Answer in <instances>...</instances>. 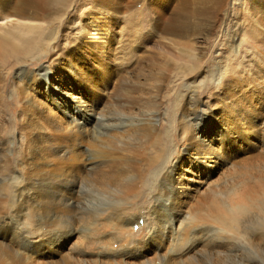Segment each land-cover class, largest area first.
<instances>
[{
	"label": "bare ground",
	"instance_id": "obj_1",
	"mask_svg": "<svg viewBox=\"0 0 264 264\" xmlns=\"http://www.w3.org/2000/svg\"><path fill=\"white\" fill-rule=\"evenodd\" d=\"M49 1L0 0L1 32L4 34L8 32L4 36L11 34L13 40L15 38H13L12 32L15 30L19 33L17 43L10 42L12 53L27 50L28 46H32V41H36L35 30L38 21L45 16ZM135 1L137 0H89L91 6L95 8L94 10L104 16L116 14L122 7H127L128 4ZM144 1L150 5L152 12L148 24L150 35L158 39L169 40L172 44L179 42V44L185 45L194 40L200 16L213 8V16L211 15V19L203 27L204 35L211 33L215 24L220 20V13L224 12L223 5L226 2V0ZM20 29H24L22 30L25 31L24 34L30 33V35L20 37L23 36ZM36 45L39 46V41L36 42ZM74 68L76 67H72V72ZM51 69L41 68L40 71L44 79L43 82L46 84L43 91L49 93L53 104L57 106L54 114H52V107H45L44 104L37 101L35 96L30 93L31 91L21 89V87L18 91L22 102L34 101L37 106L44 109L45 114L41 113L45 127L39 128L42 125L40 124L39 127L37 126L38 128L34 127V129H31L33 126L27 125L31 130H28L27 127H25L27 130L23 128L21 143H19L23 153L18 155L20 159L17 163L21 165V175L16 170L10 169L12 163L8 161L6 153V155L4 154L6 158L0 165V197L4 198L6 194L8 195V186L12 185L13 187L10 193L9 212L0 218L1 230H5L7 225L8 229L13 227L9 241L3 237V240L7 242H0V264L3 262V256L10 257L15 261L25 260L26 262L30 258H26L27 254L20 252L22 251L20 249L29 250L33 243H37L39 247H49L50 253L53 255L59 250L63 241H72V239L73 242L68 247V251L62 253L64 255L62 259H59L60 262L56 263L55 259L56 262L53 261L55 264H97L95 261L101 264H221L227 258L237 255L236 249L241 245L248 248H264V196L262 199L255 200V195H253L259 187L264 188V180H262L264 174L248 171L237 172L239 173L236 174L237 179L233 180L231 188L224 197L221 196L223 189L217 183L209 182L212 186H207L208 193L212 192L214 196L208 199L209 203L204 210V216L198 218L196 215L192 216L185 212L184 206L187 204V199L191 197V188L196 192L199 191L191 186L190 183L194 180L192 177L199 179L200 174L210 173V170L217 167L222 170L218 174L222 175L228 168L231 170L233 167H237L231 164L233 156L247 151V149H243L242 144L238 143L239 136L229 131L227 126H224L227 132L217 133L216 137L199 136L198 128L203 123H199V119L203 121V118L206 117L202 112L205 110L204 102L195 100L194 96L190 95L188 105L183 104L178 110L180 126L176 131L178 133L177 147L173 151L169 150L167 154L165 153L163 159H160V167L150 173L152 177L149 181L145 180V184L143 183L144 188L151 187L148 193L151 198L148 201L144 198L141 199L139 202L146 201V203L142 204L143 207L138 206L137 209L141 214L142 208L146 207L151 212V221L139 228L141 230L139 231V229L135 230L133 226L137 224L138 220L136 221L135 215L131 213L133 210H129L127 207L129 206L127 204L128 193L135 185V178L131 174V170L128 168L95 170L94 162L85 165L86 168L83 166L88 169L89 173L82 176L83 168L81 170V166L78 164L79 162L84 164L86 158L82 156V150L78 147L80 141L88 136L91 139H100L98 143L105 145L110 150L120 149L127 142L140 141L151 133L150 126L156 120L157 113H149L145 117L127 116L119 113L100 115L93 108L94 102L99 101L98 98L93 99L91 103L88 100L85 101L84 97L86 96L82 85L75 83L68 76L61 75L60 77L58 75V83H54L57 90L53 89L49 92L48 85L49 83L53 84L49 81V76L52 73L48 74ZM86 74L88 75V73ZM80 75L85 77L84 74ZM25 76L28 75L25 74ZM64 80H69L70 84L65 85ZM95 80L91 78L88 81L90 84H94ZM28 86L34 93L36 87H31L29 83ZM64 95H68L76 104L75 110L70 109L68 102L64 100ZM50 110L52 113H49ZM85 113L94 115V117L88 118ZM97 114L98 116L95 117ZM50 123L54 124L53 132L51 129L46 130ZM128 125L129 128L124 130ZM119 127L123 128L122 133H116L119 131H117ZM245 141L248 140L245 139ZM8 148L9 146L0 144L2 152L3 150L7 152L10 149ZM87 166L89 167L87 168ZM224 167L226 169H223ZM242 167L247 166L242 165ZM94 170H100L98 178L97 175L93 176ZM154 175H157L156 181L153 178ZM11 176L12 181L9 183L12 184L6 185V180ZM203 180L200 182L207 183L206 178ZM90 190H94L96 194H91ZM121 195L125 198L120 199ZM91 199L98 203L107 201L108 205L101 204V207L97 205L95 210H90L91 207L88 204ZM254 202H258V204ZM113 203L114 205H112ZM140 204L138 203V205ZM253 209L255 210L253 211ZM91 211L97 212L92 216V222L90 224L88 222L90 228L72 227L75 225V220L83 221V223L87 219L91 220L89 219L92 215ZM249 215L258 217L256 222L262 224V230L258 228L259 230L245 229L244 231L241 228V222L249 220ZM4 219L8 221L5 223ZM103 219L111 221L108 233L104 231L106 222L104 223ZM18 225L21 227L17 228ZM86 229L88 234H84ZM145 230L148 234L146 240L138 241L137 237H140ZM95 231L100 234L94 236L96 239H93L90 236L93 234L90 232L95 233ZM101 235H105V239L100 238ZM171 241L173 245H169L162 252V245L170 244ZM61 247L63 248V244ZM59 254L61 255V253ZM228 260L231 261V259ZM255 262L253 259H249L246 264H256ZM229 263L236 264L235 262ZM20 264L22 263L20 262Z\"/></svg>",
	"mask_w": 264,
	"mask_h": 264
},
{
	"label": "rangeland",
	"instance_id": "obj_2",
	"mask_svg": "<svg viewBox=\"0 0 264 264\" xmlns=\"http://www.w3.org/2000/svg\"><path fill=\"white\" fill-rule=\"evenodd\" d=\"M144 2L143 0L131 2L127 7H122L116 14L111 15L112 17L110 15L105 17L94 10L89 0H50L45 16L38 21L35 30L36 41H32V46H28L27 50L19 53H12L10 48L11 41L17 43L18 31L12 32L15 38L13 40L11 34L4 36L8 32L4 34L0 30V144L10 148L7 152L0 150V165L8 157V161L12 163L10 169L16 170L21 175V165L17 163L20 159L18 155L23 153L19 146L22 131L34 129L40 124L42 125L39 128L45 127L42 122L44 109L37 106L34 101L33 103L30 100V103L22 102L18 95L20 87L31 91L32 96H35V99L45 107H52L53 113L51 110L49 113L54 114L57 110L49 93L43 91L46 84L41 76V68L46 70L52 68V71L48 73L49 75L52 73L49 81L53 82L48 85L49 92L53 89L57 90L54 83H58V75L68 76L75 83L82 85L86 96L85 101L88 100L91 103L93 99L98 98L99 101L94 102L93 108L100 115L119 113L145 117L149 113H157L156 120L150 126L151 133L140 141L127 142L120 149L110 150L98 143L100 139H91L88 136L80 141L78 147L82 150V156L86 158L84 164L80 162L78 164L81 170L83 166L86 168L85 165L94 162L95 170L106 168L131 170L135 185L128 193L129 206L127 207L133 210L131 213L135 215L136 221L138 220L137 224L133 225L135 230L151 221V212L146 207L142 208L141 214L137 209L138 206L143 207L142 204L146 203V201L139 202L141 199L148 201L151 198L148 196L151 187L144 188L143 183L145 180L149 181L152 177L150 173L160 167V159H163L165 153L177 147L178 133L176 131L180 126L178 110L183 104L188 105L190 95H193L195 100L205 103V110L202 112L206 117L203 121L199 119V123L203 122L198 128L199 136L216 137L217 133H226L224 126H227L229 131L239 136L238 143L242 144L243 149L247 151L233 156L231 164L237 167H233L232 171L228 168L221 175L218 172L222 170L217 167L210 170V173L200 174L199 179L192 177L194 180L190 184L199 191L196 192L191 188V197L187 199V204L184 206L185 212L192 216L196 215L198 218L204 216V210L209 203L208 199L214 196L212 192L208 193V187L212 186V182L223 189L221 196L224 197L231 188L233 180L237 179L236 174H239L237 172L264 174V0H226L223 5L224 12L220 13V22L215 24L211 33L204 35L203 27L214 14L213 8L209 9L205 12L206 15L204 13L200 16L197 24L200 27L197 26L194 40H191L192 42L188 45L179 44V42L176 44L175 41V44H172L169 40L158 39L155 36L153 38L148 25L152 15L151 7L147 1ZM0 24H2L1 20ZM103 26L107 27L104 29ZM22 30L24 29H20V32L23 36L20 37L30 35V33L24 34L25 31ZM37 41L39 46L36 45ZM68 66L76 67L75 74L74 71L72 72V67ZM103 69L104 71H101ZM80 74H84L85 77H81ZM29 75L32 76L30 79H28ZM90 77L93 80L97 79L94 84L89 83ZM28 83L31 87H36L34 93L30 90ZM64 84L69 85L70 81L64 80ZM64 100L68 102L70 109H76V104L68 95H64ZM22 104H26L27 107L23 105V108ZM39 111L42 113L40 114ZM86 115L88 118L94 117L88 113ZM97 116L98 114L95 117ZM27 125L33 127L29 129ZM48 126L47 128L46 125V130L51 129L53 132L54 124L50 123ZM128 128L129 125L124 130ZM122 130L123 128L119 127L116 133H122ZM50 133H48L49 136H51ZM85 168L82 170L84 174L81 171L82 176L89 173ZM95 170L93 176L97 175L98 178L100 170ZM262 176L264 180V175ZM156 177L157 175L153 177L155 181ZM188 177L191 178V176ZM205 178L207 183L200 182ZM11 181L12 176L10 179L8 177L6 185H11L12 183H9ZM11 188H13L12 185L8 186V195L6 194L4 198L0 197V218L9 212L10 193L13 190ZM90 192L96 194L94 190ZM263 193L264 188L259 187L258 191L253 193L255 200L262 199ZM124 198L121 195L120 199ZM138 203L141 204L138 205ZM254 203L258 204V202ZM101 204L106 206L108 202L98 203L91 199L88 205L91 207L90 210H95L96 206L101 207ZM96 212L91 211L92 215L89 218L91 220L87 219L84 223L75 220V225L72 227L90 228L89 224ZM4 220L5 223L8 221ZM246 220L241 222V228L244 231L258 228L262 230V224L256 222L257 216L249 215V220ZM103 221L106 222L104 231L108 233L111 221L107 219ZM18 227L21 226L18 225ZM23 231L26 232L24 229ZM146 231L137 237L138 241L146 240L148 235ZM12 233V226L9 229L8 225L5 230L0 229V242L6 243ZM86 233H89L87 229L84 234ZM97 233L90 232L93 234L90 236L96 239L94 236H98L100 232ZM3 237H6V240H3ZM101 237L105 239V235ZM72 242L73 239L63 241V248L61 244L60 251L57 250L53 255L49 247H39L37 243H33L29 250L20 249L22 250L20 252L27 254L26 258H30L26 262L25 260L15 261L2 255V264H20V262L50 264V261H52L51 264H55L56 261V263L61 261L59 259L63 258L62 253L68 251ZM169 245H173V242L164 243L162 252ZM257 249L241 245L236 249L237 255L227 258L221 264H231L229 262L246 264L249 259L256 261V264H264V248H259L260 251ZM239 253L242 254L241 257ZM95 263L100 262L95 261Z\"/></svg>",
	"mask_w": 264,
	"mask_h": 264
}]
</instances>
